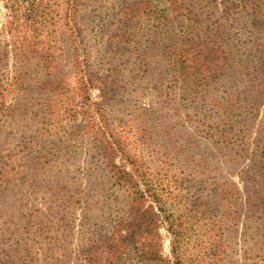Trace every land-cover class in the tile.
I'll return each mask as SVG.
<instances>
[{"label":"rangeland","instance_id":"obj_1","mask_svg":"<svg viewBox=\"0 0 264 264\" xmlns=\"http://www.w3.org/2000/svg\"><path fill=\"white\" fill-rule=\"evenodd\" d=\"M65 1L58 0L57 24L48 28L40 48L54 56L46 78H66L76 87V78L71 75L74 48L71 49L72 41L64 27ZM238 1L180 0L192 11L193 21L171 17L172 39L184 41L188 48L201 47L200 44L221 46L230 53L228 69L224 68L216 80V92H208L205 99L191 100L183 90L184 83L177 84L171 75L160 82L156 74L162 72L163 66L155 64L150 57L155 52H148V63L154 73L148 78L149 83L128 91V105L123 103L124 88L117 95H111L103 106L107 125H101L117 138L135 161L132 163L135 173L157 190L163 201L168 203L170 195L178 190L177 181L181 178L201 181L205 195L216 183L230 191L228 207L236 220L224 225L227 248L224 264L253 263L264 248V204L260 206L256 200L259 197L264 201V96L259 99L256 91L252 92L259 88L257 81L253 84L237 81L236 74L242 71L244 74L242 61L251 48L254 33L249 31L246 15H238L232 9ZM111 4L110 0H94L90 8L104 9ZM8 14L5 3L0 0V85L3 86L0 88V145L12 152L23 126L29 127L30 121L40 113L34 100L38 98L40 78L45 75L37 67L36 58H32L20 70L26 73L20 78L23 86L12 83L17 73L14 67L17 59L14 48H6ZM83 36L88 51L85 60L96 74L106 73L94 35L87 29ZM242 92H250L248 99L242 95L239 100ZM222 93L228 94L234 107L229 116L238 127V135L230 144L224 143L216 131L217 118L219 114L222 116L216 101ZM91 95L94 102H103L100 91L93 90ZM252 99L259 103L254 111L244 101ZM205 102L210 106L208 111L197 115L196 108ZM30 106L33 107L30 109ZM127 106L131 107V113ZM140 133L144 135V142L139 139ZM236 145L246 152L240 153ZM52 151L48 159L35 156L19 159L4 183L5 190L0 196L1 260L22 257L20 264H56V259L82 264L80 251L88 245L95 230L106 234L111 228L114 220L107 205L111 180L101 170L103 162L91 138L79 140L77 147L66 156L56 158V148ZM115 161L125 168L120 158ZM116 196L123 198L119 191ZM69 198L72 205L66 210L62 201L68 206ZM114 208L117 216V207ZM161 234L164 253L168 254L170 238L165 230Z\"/></svg>","mask_w":264,"mask_h":264},{"label":"trees","instance_id":"obj_2","mask_svg":"<svg viewBox=\"0 0 264 264\" xmlns=\"http://www.w3.org/2000/svg\"><path fill=\"white\" fill-rule=\"evenodd\" d=\"M1 1L9 12L5 28L9 38L6 48L13 47L17 59L14 65L17 73L12 83L23 86L20 78L26 73L20 70L26 63H31L32 58H36L37 67L45 77L40 78L36 91L38 98L34 100L40 113L30 121L29 127L23 126L22 133L15 138L16 147L12 152L0 145V196L19 159L25 156L48 159L55 148L56 158L63 157L77 147L79 140L91 138L103 162L101 170L111 180L107 205L114 221L106 234L95 230L88 245L80 251L82 264H224L227 258L224 225L236 220L235 213L228 207L230 191L216 183L205 195V185L201 181L181 178L177 181L178 190L170 195L168 203L163 201L157 190L135 173L132 164L135 161L123 150L117 138L101 125H107L103 106L110 101L111 95H117L124 88L126 99L123 103L128 105V91L149 83L148 78L154 73L148 63V52H155L150 57L155 64L163 66L162 72L156 74L159 81L163 82L171 75L177 84L184 83L183 90L189 93L191 100L205 99L208 92H216V80L224 68L228 69L230 53L221 46L200 44L201 47L188 48L184 41L171 38V17L193 21L192 11L180 0H110L112 4L104 9L101 6L91 9L94 0H66L64 27L72 41L71 49L74 48L71 75L78 85L72 87L66 78H46L54 56L40 48L48 28L57 24L58 0ZM232 9L238 15H246L249 31L254 32L251 48L242 61L244 74L243 71L236 74L237 81L244 84L245 80L247 84L257 81L259 88L252 92L256 91L257 98L262 99L264 0H240ZM87 29L94 35L104 58L106 73L102 75L93 72L85 60L88 51L83 35ZM29 32L33 35L29 36ZM93 90L100 91L102 103L93 101ZM242 95L248 99L250 92L240 93L239 100ZM244 101L253 111L259 106L257 100ZM216 103L219 105L216 108L222 111V116L219 114L217 118V135L230 144L238 135L237 123L229 116L234 107L227 93H222ZM127 107L131 113V107ZM209 107L207 102L200 104L196 108L197 115L207 112ZM82 115L86 117L82 119ZM139 139L144 142L143 133ZM236 146L240 153L246 152L242 146ZM126 157L132 162H127ZM116 158L122 160L125 168L116 164ZM116 191L123 194L122 200L117 198ZM256 200L260 206L264 204L259 197ZM62 204L69 210L72 200L68 206L65 201ZM114 207H117V216ZM161 230H165L170 238L168 254L164 253ZM260 252L250 264H264V248ZM20 259L23 258L8 257L0 259V264H20ZM56 264L72 262L56 259Z\"/></svg>","mask_w":264,"mask_h":264}]
</instances>
